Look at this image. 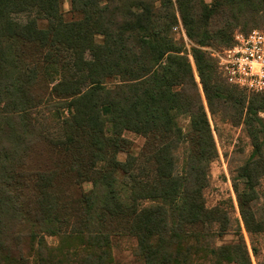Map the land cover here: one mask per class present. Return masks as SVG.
Returning <instances> with one entry per match:
<instances>
[{
  "label": "trees",
  "instance_id": "16d2710c",
  "mask_svg": "<svg viewBox=\"0 0 264 264\" xmlns=\"http://www.w3.org/2000/svg\"><path fill=\"white\" fill-rule=\"evenodd\" d=\"M61 1L0 0L3 264H118L115 241L130 243L143 264H188L180 252L191 253L189 241L208 252L210 264H252L243 246L217 244L231 232L235 209L232 201L229 209L206 208L210 167L219 155L192 63L173 32L181 25L195 46L210 113L246 127L253 153L232 183L245 227L254 232L251 205L264 178L257 126L264 105L246 106L202 49L212 41L231 48L228 31L264 24V0L210 6L204 0H71L82 14L75 22L64 21ZM149 1L156 7H140ZM14 14L27 21L16 22ZM52 104L64 113H57L54 133L36 118ZM126 133L145 140L138 154ZM31 145L47 153L33 173L27 171ZM86 177L88 193L81 186Z\"/></svg>",
  "mask_w": 264,
  "mask_h": 264
},
{
  "label": "rangeland",
  "instance_id": "374dc122",
  "mask_svg": "<svg viewBox=\"0 0 264 264\" xmlns=\"http://www.w3.org/2000/svg\"><path fill=\"white\" fill-rule=\"evenodd\" d=\"M204 2L208 6L213 4V0H204ZM140 7L142 9H151L155 8L156 5L153 1H149L146 2L144 6L142 4ZM60 10L65 22H75L82 19V14L76 12L73 9L71 0H62ZM27 17L28 16L22 14H14L12 16V18L18 23L26 22ZM44 25L45 24H43V26ZM255 30L264 33V24H260L258 26L246 25L235 29L233 32L228 31L226 33V36L232 37V42H230L229 46L233 44L236 35H248ZM173 33L178 42V46L192 63L196 82L202 96V100L219 155L218 159L214 163H212L210 167L211 182L210 186L205 191L206 208L209 210H214L216 208L224 206L226 209H229V206L231 207L230 201H232L235 209L233 215L234 221L232 223L233 228L232 230H230L231 232L221 235L217 240V244L231 246V250L233 249L232 246H235L237 248L239 246H243L246 250H248V254L252 264H264V232H256L264 229V178L260 181L259 186L256 190V200L251 205L250 225L251 229L254 232L247 231L245 227L242 216L240 214L237 196L232 183L233 177L236 176L237 171L240 168L244 167L250 161L251 155L253 153V147L246 131V127L236 118L234 120L236 124H233L231 120L226 117L213 116L210 113L201 80L193 59V49L195 48V46L188 39L185 31V34L181 33V31H174ZM95 41L97 44H102L104 38L103 36H97L95 38ZM202 50L210 55L215 51L223 50V45L212 41L209 43V46L203 48ZM117 83V80L110 81L108 87H113ZM234 91L236 92V95L240 96L239 98L246 104V106H248L249 103L264 105V94H258L239 89H237V91ZM54 109H56L54 104L49 106L47 105L37 111L38 114L36 117L40 122H45L46 127H50L53 133L57 126V113H60V116L64 115L63 111L61 113V111L57 112L54 111ZM259 118L262 121L257 124V126L260 131H263L262 137L264 139V110H262V112L259 114ZM181 125H183V127H187L188 122L183 119L181 120ZM125 137L133 143L132 153L138 154L140 149L143 147L145 140L142 137H139L132 133H126ZM30 150L31 152L29 153V157L27 160V171L29 173H33L35 170L39 169L45 164L47 153L43 147H36L34 145H31ZM182 156L183 151L181 152V157ZM118 159L120 162H125V160L127 159V154L120 153L118 155ZM81 186L84 192H90L92 190V183L90 181V178L86 177L85 179H83ZM186 237H189V235H186ZM46 240L48 245H50L51 247L56 246L58 243L57 239L54 237H47ZM115 243H117L115 258L118 264H143L134 255L132 249L130 250L129 247H127L128 245H130V243H120L117 241H115ZM4 244L5 243H3V239L0 238V264H3L5 258L3 255L5 251L3 246ZM189 244L192 248L191 253L193 254V256L191 255L190 251L186 249L180 252V254H182L183 256L188 257V264H210V258H208L207 256L208 252L201 248L194 249L193 247L196 245V243L194 242L189 241Z\"/></svg>",
  "mask_w": 264,
  "mask_h": 264
},
{
  "label": "built area",
  "instance_id": "2783aa9c",
  "mask_svg": "<svg viewBox=\"0 0 264 264\" xmlns=\"http://www.w3.org/2000/svg\"><path fill=\"white\" fill-rule=\"evenodd\" d=\"M184 33L182 26L174 29ZM185 34V33H184ZM218 71L226 82L240 90L264 94V33L258 30L235 36L233 47L215 51Z\"/></svg>",
  "mask_w": 264,
  "mask_h": 264
}]
</instances>
